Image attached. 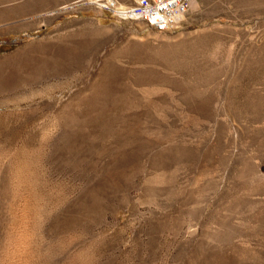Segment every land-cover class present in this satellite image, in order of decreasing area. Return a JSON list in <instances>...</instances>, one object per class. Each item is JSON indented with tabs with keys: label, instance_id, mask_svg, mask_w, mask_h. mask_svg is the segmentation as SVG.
<instances>
[{
	"label": "rangeland",
	"instance_id": "374dc122",
	"mask_svg": "<svg viewBox=\"0 0 264 264\" xmlns=\"http://www.w3.org/2000/svg\"><path fill=\"white\" fill-rule=\"evenodd\" d=\"M96 2L0 0V236L29 264H264V0L167 32Z\"/></svg>",
	"mask_w": 264,
	"mask_h": 264
},
{
	"label": "built area",
	"instance_id": "2783aa9c",
	"mask_svg": "<svg viewBox=\"0 0 264 264\" xmlns=\"http://www.w3.org/2000/svg\"><path fill=\"white\" fill-rule=\"evenodd\" d=\"M197 0H135L129 5L120 0H98L114 16L135 19L158 31H174L179 28L182 16Z\"/></svg>",
	"mask_w": 264,
	"mask_h": 264
},
{
	"label": "bare ground",
	"instance_id": "6f19581e",
	"mask_svg": "<svg viewBox=\"0 0 264 264\" xmlns=\"http://www.w3.org/2000/svg\"><path fill=\"white\" fill-rule=\"evenodd\" d=\"M92 2H93V0H92ZM96 3L98 4V2H96ZM22 223H23V221H22ZM24 234H25V232H24ZM21 237L23 238V234ZM7 240L8 239L6 237H4V235H2V237L0 236V264H29L28 262H30L29 261L30 256L25 254V248H24V246H26V245L23 246V244H22L20 249H18L16 252V250H14V248L9 244V242ZM15 249H17V248H15Z\"/></svg>",
	"mask_w": 264,
	"mask_h": 264
}]
</instances>
